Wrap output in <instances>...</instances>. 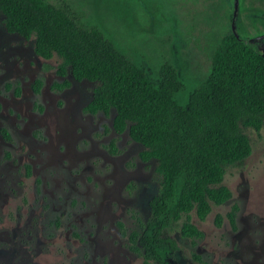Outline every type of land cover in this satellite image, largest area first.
<instances>
[{"label": "rangeland", "instance_id": "obj_1", "mask_svg": "<svg viewBox=\"0 0 264 264\" xmlns=\"http://www.w3.org/2000/svg\"><path fill=\"white\" fill-rule=\"evenodd\" d=\"M57 1L152 75L161 65L172 67L183 84L180 103L207 74V54L183 14L187 0ZM1 18L0 129L9 139L0 133V264H140L126 233L148 215L158 181L154 160L139 159L141 146L126 129H111L112 110H82L92 82L67 75L68 86L54 88L61 81L54 72L58 59L35 55L32 37L6 32ZM238 128L250 151L224 167L229 199L211 205L201 220L190 213L200 238H180L178 223L166 232L177 246L168 264H196L191 253L203 264H264V115L257 129ZM233 204L231 229L224 214Z\"/></svg>", "mask_w": 264, "mask_h": 264}, {"label": "trees", "instance_id": "obj_2", "mask_svg": "<svg viewBox=\"0 0 264 264\" xmlns=\"http://www.w3.org/2000/svg\"><path fill=\"white\" fill-rule=\"evenodd\" d=\"M0 14L6 32L32 37L35 55L58 59L54 72L61 81L53 82L54 88L67 87V75L92 82L82 110L104 115L112 110L111 129L116 134L126 129L129 139L141 146L139 159L154 160L158 181L147 202L148 215L136 220L137 228L126 238L140 264H168L177 246L166 232L178 223L180 238H200L190 213L201 220L211 205L230 197L221 183L224 167L239 163L250 151L238 123L257 129L264 115L262 55L229 32L221 35L207 53V74L180 103L176 97L183 84L172 67L161 65L152 75L69 8L46 0H0ZM39 85L34 79V93ZM0 133L9 139L3 128ZM108 146L115 151L112 141ZM25 170L28 174L27 165ZM235 212L233 204L224 214L231 229ZM220 218L214 215L216 225ZM190 257L203 264L197 254Z\"/></svg>", "mask_w": 264, "mask_h": 264}, {"label": "flooded vegetation", "instance_id": "obj_3", "mask_svg": "<svg viewBox=\"0 0 264 264\" xmlns=\"http://www.w3.org/2000/svg\"><path fill=\"white\" fill-rule=\"evenodd\" d=\"M57 2V5L49 3L68 8L65 2ZM186 5L183 14L189 22L188 30L196 36L195 40L200 42L197 47L204 54L210 51L215 40L227 32L244 39L264 34V0H187ZM245 43L262 55L264 37Z\"/></svg>", "mask_w": 264, "mask_h": 264}, {"label": "water", "instance_id": "obj_4", "mask_svg": "<svg viewBox=\"0 0 264 264\" xmlns=\"http://www.w3.org/2000/svg\"><path fill=\"white\" fill-rule=\"evenodd\" d=\"M234 13H235V3L233 5L232 18L234 17ZM260 37H264V34H262L260 36H256L254 38H249V39H244V38L239 37L238 35H235L236 40L241 42V43L251 42L253 39H258ZM262 57L264 58V51L262 52Z\"/></svg>", "mask_w": 264, "mask_h": 264}]
</instances>
